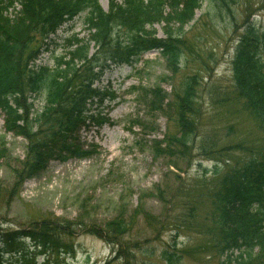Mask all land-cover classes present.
<instances>
[{
  "label": "trees",
  "instance_id": "trees-1",
  "mask_svg": "<svg viewBox=\"0 0 264 264\" xmlns=\"http://www.w3.org/2000/svg\"><path fill=\"white\" fill-rule=\"evenodd\" d=\"M107 3L105 10L99 0H0V111L5 131L26 141L23 158L12 167L10 196L24 181L39 176L51 161L89 154L80 144V132L110 121L103 105L114 96L98 85L105 71L132 65L143 53L159 50L176 72L187 49L183 25L194 20L195 10L203 3L210 24L223 23L225 30H240L230 61L231 88L213 101H236L264 132V29L250 19L259 6H264V0ZM80 16L87 37L68 32L62 39L64 52L51 51L50 63H38L40 54L54 42L52 36L57 30ZM169 18L178 22L177 29L172 32L167 28L163 36H158L154 24ZM70 29L68 26L66 30ZM199 89L196 73L179 80L171 99L162 88L141 89L151 110L163 113L176 126L175 133L167 132L162 139L152 140L155 156L181 159L191 154L203 118ZM37 98L42 104L35 107ZM232 128L225 127L226 136ZM215 143L208 144L209 151L204 141L199 148L204 154L223 153L227 158L213 166L214 180L209 189L193 197L194 203L186 209L188 217H193L195 200L204 196L207 212L195 227V233L203 239L200 248L219 256L218 264H264V150L242 142L214 149ZM230 150L239 151L240 157L232 158ZM6 159L7 149L0 143V161ZM139 214L150 225L163 224L139 205L130 218L120 214L103 227L97 225L88 231L113 245L115 258H122L126 264H180L185 255L191 254L192 249L179 250L173 245L158 253V262L137 261V253L152 255L149 249L126 239ZM76 227H81L80 222L58 219L34 221L25 228L0 227V264H33L28 248L9 252L7 257L3 251L14 243L24 246L26 239L30 240L28 247L39 248L45 254L62 252L67 248L63 237L70 236ZM48 257L43 263L49 261Z\"/></svg>",
  "mask_w": 264,
  "mask_h": 264
},
{
  "label": "rangeland",
  "instance_id": "rangeland-1",
  "mask_svg": "<svg viewBox=\"0 0 264 264\" xmlns=\"http://www.w3.org/2000/svg\"><path fill=\"white\" fill-rule=\"evenodd\" d=\"M99 2L106 10L107 0ZM13 6L19 7L17 2ZM206 10L207 5L203 3L195 10L194 20L183 25L187 49L176 72L167 65L159 50L143 53L132 65L105 71L98 85L113 93L114 97L106 99L103 105V112L110 121L80 132V144L89 154L51 161L39 176L24 181L11 196L12 167L23 158L26 141L5 131L0 111V143L5 144L8 153V159L0 161L1 229L25 228L45 219L81 224L70 236L63 237L67 248L62 252L45 254L39 248L28 247L30 240L26 239L24 246L14 243L4 247L5 257L9 252L28 248L33 264H126L122 258H115L113 245L88 229L97 225L103 227L120 214L130 218L140 205L152 216H158L163 224L150 225L141 214L137 215L126 239L152 253L149 257L137 253V261L158 262V253L175 245L179 250L192 249L180 264H218L219 256L205 247L200 248L203 239L195 233L201 216L207 212L204 196L195 200L193 217H188L186 209L194 203L193 197L209 189L214 180L213 166L222 163L227 156L204 154L200 143L204 141L208 151L211 142H216L214 149L242 142L264 150V132L251 116L240 110L236 101L219 104L213 101L231 88L230 61L240 30H225L223 23L210 24ZM8 11L12 12V8ZM254 12L250 19L264 29V6ZM82 21L80 16L68 25L70 30H66L67 25L58 29L52 36L54 42L50 43L48 51L40 54L37 62L50 63L51 51L64 52L62 39L68 32L87 37ZM178 25L174 18H169L155 23L154 28L158 36H163L165 29L174 32ZM194 73L200 80L203 118L191 154L181 159L157 157L151 148L152 140L162 139L167 132L175 133L176 126L163 113L151 110L141 89L159 87L171 99L179 80ZM34 104L35 107L42 104L40 98L35 99ZM227 125L233 127L229 136H226ZM229 153L234 159L241 155L237 150ZM47 255L49 261L43 263Z\"/></svg>",
  "mask_w": 264,
  "mask_h": 264
}]
</instances>
